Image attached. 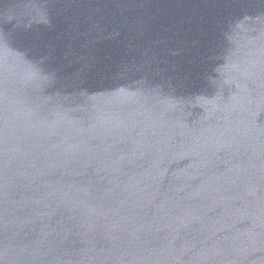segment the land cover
I'll list each match as a JSON object with an SVG mask.
<instances>
[{"label": "water", "instance_id": "obj_1", "mask_svg": "<svg viewBox=\"0 0 264 264\" xmlns=\"http://www.w3.org/2000/svg\"><path fill=\"white\" fill-rule=\"evenodd\" d=\"M0 264H264V0H0Z\"/></svg>", "mask_w": 264, "mask_h": 264}]
</instances>
